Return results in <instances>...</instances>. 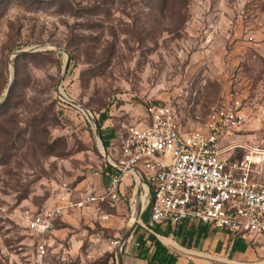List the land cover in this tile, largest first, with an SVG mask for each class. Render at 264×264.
<instances>
[{
    "label": "rangeland",
    "instance_id": "374dc122",
    "mask_svg": "<svg viewBox=\"0 0 264 264\" xmlns=\"http://www.w3.org/2000/svg\"><path fill=\"white\" fill-rule=\"evenodd\" d=\"M44 45L68 51L63 76L66 55ZM61 76L95 124L59 96ZM11 78L0 107V264H116L128 225H108L117 205L67 212L42 257L19 215L51 206L73 175L102 171L101 125L147 124L153 102L173 103L190 126L237 98L251 121L233 136L263 141L264 0H0V101Z\"/></svg>",
    "mask_w": 264,
    "mask_h": 264
},
{
    "label": "built area",
    "instance_id": "2783aa9c",
    "mask_svg": "<svg viewBox=\"0 0 264 264\" xmlns=\"http://www.w3.org/2000/svg\"><path fill=\"white\" fill-rule=\"evenodd\" d=\"M148 111L147 124L124 125L116 132L121 159L101 193H86L78 201L62 195L57 206L21 212L38 256L48 254L57 216L86 202L120 203L126 172L141 179L147 227L191 218L264 246V141L222 145L227 134L249 123L241 101L196 116L189 132L180 131L173 103L153 102Z\"/></svg>",
    "mask_w": 264,
    "mask_h": 264
},
{
    "label": "crops",
    "instance_id": "0c3cea01",
    "mask_svg": "<svg viewBox=\"0 0 264 264\" xmlns=\"http://www.w3.org/2000/svg\"><path fill=\"white\" fill-rule=\"evenodd\" d=\"M244 113L247 112L244 111ZM246 115H249V113ZM250 121L251 118L249 117ZM177 123L181 132H189L197 125L195 118L190 126H186L180 120L178 113ZM100 129L98 131L99 143L101 149L106 150L104 168L106 165L108 167L100 172L87 170L81 172L79 178L77 175H73L69 182H62L58 198L51 206L59 205L61 203L59 198L62 195L71 201H78L86 193H101L107 185L109 173L112 172V168L115 169V165L119 164L121 154L117 144L116 130L110 127L108 121H104ZM233 132L235 131L226 135L222 145L240 141L247 142L246 139L249 135H235L237 137H234ZM63 184H66V186L64 187ZM137 186L138 180L134 178L131 172H126L119 188L121 201L116 204V213L111 216L110 222H108V225L116 228L118 234L119 229L125 225L127 220L129 221L135 209L134 223L122 248V264H158L149 258L154 251V240H158L167 248L169 254L176 257L175 264H264V246L261 243H252L231 236L221 229L191 218H186L177 225L164 223L147 227L149 210L142 205V187L139 208L137 210L134 207L137 200ZM103 206L115 207L109 202H86L80 207L69 209V211L80 213L91 207H98L99 209ZM67 212L57 216L55 221L65 219ZM129 212L130 216L128 217ZM91 214L93 215V211ZM54 236L56 234L52 233V240Z\"/></svg>",
    "mask_w": 264,
    "mask_h": 264
},
{
    "label": "water",
    "instance_id": "95a60500",
    "mask_svg": "<svg viewBox=\"0 0 264 264\" xmlns=\"http://www.w3.org/2000/svg\"><path fill=\"white\" fill-rule=\"evenodd\" d=\"M36 48H40V47H36ZM36 48H31L29 50H17L13 53V56H18L24 52H28V51H32ZM42 48H44L45 50L46 49H56L57 51L59 52H62L66 55V58H65V63H64V67H63V72H62V76L63 74L65 73V70L67 69V65H68V62H69V53L68 51L60 46V45H44ZM13 75V74H12ZM62 76L59 78L58 82H57V91H58V94L59 96L76 105L77 107H79L83 112L84 114L86 115L87 119L90 121V122H93L95 124V121L94 119L92 118V116L90 115L89 111H87L83 106H81L80 104H77L76 102H74L73 100L69 99L68 97H66L62 92H61V84H62ZM13 77V76H12ZM12 83H13V79L11 78L9 84H8V87L4 93V96L2 98V100L0 101V106H2L8 99L9 97V94H10V91H11V88H12ZM141 185H142V182H141V179L138 180V186H137V200H136V203L134 205V207H136V209L138 210L139 208V201H140V194H141ZM133 223H134V220H131V218L129 219L128 221V225L122 235V237L120 238L119 240V245L118 247L116 248V252H115V258H116V264H122V248H123V245L126 241V239L128 238L129 234H130V231H131V228L133 226Z\"/></svg>",
    "mask_w": 264,
    "mask_h": 264
},
{
    "label": "trees",
    "instance_id": "16d2710c",
    "mask_svg": "<svg viewBox=\"0 0 264 264\" xmlns=\"http://www.w3.org/2000/svg\"><path fill=\"white\" fill-rule=\"evenodd\" d=\"M153 246H154V251L149 257L151 261H154L158 264L176 263V257L173 256L172 254H169L167 248L164 247L158 240L153 241Z\"/></svg>",
    "mask_w": 264,
    "mask_h": 264
},
{
    "label": "bare ground",
    "instance_id": "6f19581e",
    "mask_svg": "<svg viewBox=\"0 0 264 264\" xmlns=\"http://www.w3.org/2000/svg\"><path fill=\"white\" fill-rule=\"evenodd\" d=\"M61 92L63 93V91L61 90ZM64 94V93H63ZM65 95V94H64ZM66 96V95H65ZM141 201H142V203L144 202V196L142 195L141 196ZM133 214H134V216L131 218V220H134V218H135V215H136V213H135V209H134V211H133Z\"/></svg>",
    "mask_w": 264,
    "mask_h": 264
}]
</instances>
